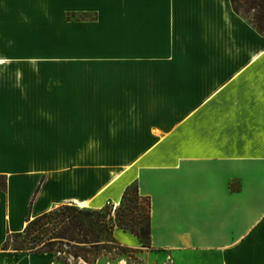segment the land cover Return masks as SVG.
<instances>
[{"label": "crops", "instance_id": "1", "mask_svg": "<svg viewBox=\"0 0 264 264\" xmlns=\"http://www.w3.org/2000/svg\"><path fill=\"white\" fill-rule=\"evenodd\" d=\"M0 174V264H61L2 246L133 182L142 264H264V33L231 0H0Z\"/></svg>", "mask_w": 264, "mask_h": 264}, {"label": "trees", "instance_id": "2", "mask_svg": "<svg viewBox=\"0 0 264 264\" xmlns=\"http://www.w3.org/2000/svg\"><path fill=\"white\" fill-rule=\"evenodd\" d=\"M239 1L231 0V3L241 14ZM256 5L258 14L251 23L264 33V0H258ZM5 187L6 177L0 174V188ZM150 217V197L140 194L138 184L133 182L125 188L117 206L107 203L101 208H88L61 204L33 219L28 214L24 229L8 234L2 249L17 253L52 252L55 255L64 252L82 258L88 264H96L98 257L114 249L116 254L132 252L116 239L115 227L132 232L144 248H150Z\"/></svg>", "mask_w": 264, "mask_h": 264}, {"label": "rangeland", "instance_id": "3", "mask_svg": "<svg viewBox=\"0 0 264 264\" xmlns=\"http://www.w3.org/2000/svg\"><path fill=\"white\" fill-rule=\"evenodd\" d=\"M257 2L258 0H240L239 1V7H240L241 14L244 17H246L250 22L254 21V19L256 18L258 14V7L256 5ZM95 153L97 152H90L91 156H95ZM13 243L14 241H12L11 244ZM106 254L110 255L111 257H115L116 250L114 249L111 252H107ZM128 255L132 256L130 260V264H142L140 259L134 253H130ZM55 256L61 264H64L62 261H66L68 262V264H88L82 258L73 257L72 255H69L68 253H64V252H61ZM57 256H59V258Z\"/></svg>", "mask_w": 264, "mask_h": 264}]
</instances>
